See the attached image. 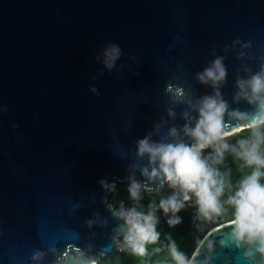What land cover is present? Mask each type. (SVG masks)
<instances>
[{
    "label": "water",
    "instance_id": "1",
    "mask_svg": "<svg viewBox=\"0 0 264 264\" xmlns=\"http://www.w3.org/2000/svg\"><path fill=\"white\" fill-rule=\"evenodd\" d=\"M108 43L122 49L112 72L96 59ZM216 56L229 112H253L234 95L264 64V0H0V264H98L121 251L123 221L110 211L121 201L99 181L146 182L136 145L149 133L171 142L176 127L191 142L183 113H197L165 89L183 87L193 103L212 94L196 73ZM225 122L228 135L249 128ZM231 220L206 232L190 264H264L244 258Z\"/></svg>",
    "mask_w": 264,
    "mask_h": 264
},
{
    "label": "clouds",
    "instance_id": "2",
    "mask_svg": "<svg viewBox=\"0 0 264 264\" xmlns=\"http://www.w3.org/2000/svg\"><path fill=\"white\" fill-rule=\"evenodd\" d=\"M234 43H239V40ZM248 46L250 42L245 45V47ZM243 55L244 53H240V56ZM121 56V47L116 43H108L96 59L104 69L112 72L117 69V61ZM223 61L224 57L216 56L208 67L196 73L197 81L202 85L210 86L213 93L200 97L195 103L187 99L183 87L168 84L165 89L173 103H187L197 113L196 116H192L188 111L183 113V119L186 122L182 132L190 139V143L180 139V130L176 127L169 129L168 136L171 142L164 139L153 141L151 133L137 141V157L141 159L147 157V166L140 168L146 182L137 181L130 176L127 188L129 198L132 201H139L141 193L147 191L150 185L157 183L159 187L167 184L172 193L161 198L158 204L150 203L147 213L137 211L135 207L125 209L123 202L119 209L110 208L112 215L123 221L121 227L124 243L134 255H146L147 245L156 244L159 241L157 210L168 216V225L174 227L181 223V217L177 214L194 199L199 216L206 219L223 215L225 203L230 206L233 217L230 239L238 247L246 249L244 258L249 261L253 260L257 254L264 259V182H262L264 178V64H261L258 72L247 79L238 78L236 81L238 91L234 95V100L243 99L254 106L253 112L241 113L238 109L229 112L228 102L223 99L220 92V87L226 82L227 77V69ZM247 71L251 70L247 69ZM135 75L139 76V73ZM90 79L95 80L96 77L92 76ZM90 91L99 95L96 87H92ZM4 111L6 108L0 105V114ZM226 114L244 120L251 131L250 138L240 139L237 145L230 146L224 131ZM168 115L175 118V112L171 109L168 110ZM209 148L212 149V153L209 157H205L203 153ZM230 148L233 154L251 169V172L240 180L238 187L227 196L226 201L222 202L221 198L226 190L225 179L220 170L213 165L223 163L224 153ZM99 183L102 188L110 192L116 189L114 182L109 183L101 179ZM169 247L175 264H190L186 254L178 249L174 241ZM156 251L160 249L157 248ZM101 255L104 253L102 252ZM42 257L43 253L37 251L32 259L35 261ZM72 261L73 264H80L75 257ZM66 262L67 257L63 255L57 259V264H66ZM88 264H97V262L90 260Z\"/></svg>",
    "mask_w": 264,
    "mask_h": 264
},
{
    "label": "trees",
    "instance_id": "3",
    "mask_svg": "<svg viewBox=\"0 0 264 264\" xmlns=\"http://www.w3.org/2000/svg\"><path fill=\"white\" fill-rule=\"evenodd\" d=\"M251 131L249 128H244L227 137V143L230 146L237 145L240 139L250 138ZM212 149H206L203 155L209 157ZM211 164V159L209 160ZM218 168L224 176L226 190L224 196L221 198L222 202L226 201L227 196L230 195L239 185L240 180L251 172V169L246 167L243 160L238 159L231 148L224 153L223 163L213 165ZM264 182V178H262ZM172 190L168 187L161 193H141L139 201H132L127 189L121 184H116L113 199H118L123 203H127L130 208L135 207L137 211L147 213L149 211L148 205L150 203L158 204L159 200L167 195H171ZM225 212L219 217L213 216L211 219H206L199 216L196 205L190 201L183 210L177 215L181 217V223L170 227L167 223L169 219L162 211L157 210L159 222L157 230L160 233V239L156 244L147 245V254L138 256L131 253L127 245L124 243L120 253L113 258L102 259L98 264H175V261L170 255V244L174 241L178 249L184 252L188 259L192 256L194 250L204 237L206 232L212 227L232 219L231 207L226 203L224 205ZM159 248L160 251H156Z\"/></svg>",
    "mask_w": 264,
    "mask_h": 264
},
{
    "label": "rangeland",
    "instance_id": "4",
    "mask_svg": "<svg viewBox=\"0 0 264 264\" xmlns=\"http://www.w3.org/2000/svg\"><path fill=\"white\" fill-rule=\"evenodd\" d=\"M229 135H227V137H228ZM114 181H111L110 183H113ZM115 184H121L122 186H123V184L122 183H117V182H114ZM124 187V186H123ZM124 188H126V187H124ZM167 188V187H166ZM127 189V188H126ZM113 193H114V190H113ZM113 193H112V196H113ZM120 253V251L119 252H117V253H115L114 255H112V256H109V257H105V258H113V257H115V256H117L118 254ZM105 258H103V259H105Z\"/></svg>",
    "mask_w": 264,
    "mask_h": 264
},
{
    "label": "bare ground",
    "instance_id": "5",
    "mask_svg": "<svg viewBox=\"0 0 264 264\" xmlns=\"http://www.w3.org/2000/svg\"><path fill=\"white\" fill-rule=\"evenodd\" d=\"M226 135H228L229 133H225Z\"/></svg>",
    "mask_w": 264,
    "mask_h": 264
}]
</instances>
